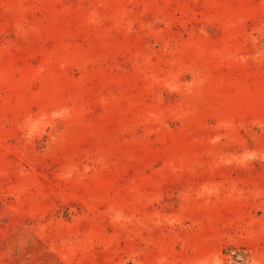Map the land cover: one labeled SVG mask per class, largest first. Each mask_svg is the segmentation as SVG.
Masks as SVG:
<instances>
[{
  "label": "rangeland",
  "instance_id": "obj_1",
  "mask_svg": "<svg viewBox=\"0 0 264 264\" xmlns=\"http://www.w3.org/2000/svg\"><path fill=\"white\" fill-rule=\"evenodd\" d=\"M0 264H264V0H0Z\"/></svg>",
  "mask_w": 264,
  "mask_h": 264
}]
</instances>
